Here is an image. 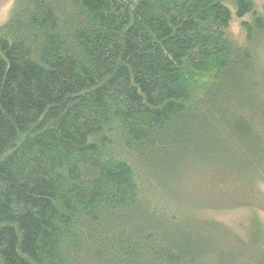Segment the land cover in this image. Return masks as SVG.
Segmentation results:
<instances>
[{"label":"trees","instance_id":"1","mask_svg":"<svg viewBox=\"0 0 264 264\" xmlns=\"http://www.w3.org/2000/svg\"><path fill=\"white\" fill-rule=\"evenodd\" d=\"M226 1L14 0L0 24V264H213L176 174L195 154L231 155L264 181V5L232 0L239 44ZM246 257L230 263L264 264Z\"/></svg>","mask_w":264,"mask_h":264},{"label":"rangeland","instance_id":"2","mask_svg":"<svg viewBox=\"0 0 264 264\" xmlns=\"http://www.w3.org/2000/svg\"><path fill=\"white\" fill-rule=\"evenodd\" d=\"M254 1L264 5V0ZM13 3L14 0H0V24L8 18ZM225 3L232 15L230 32L239 44H244L240 24L243 19L235 14L232 0ZM259 58L264 69V45L259 50ZM210 160L201 155L191 156L174 182L176 190L208 219L206 235L212 237L213 264L222 261L231 264V260L243 256L242 261H247V254L264 261V245L258 246L254 241L256 217L264 227V181H256L250 167L244 161L238 163L231 155Z\"/></svg>","mask_w":264,"mask_h":264}]
</instances>
